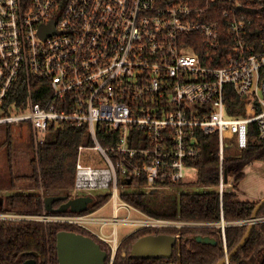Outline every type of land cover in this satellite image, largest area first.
Masks as SVG:
<instances>
[{"label": "built area", "instance_id": "obj_1", "mask_svg": "<svg viewBox=\"0 0 264 264\" xmlns=\"http://www.w3.org/2000/svg\"><path fill=\"white\" fill-rule=\"evenodd\" d=\"M250 12L262 17L264 0H0V126L31 132L36 148L50 127L84 129L92 144L78 147L71 194L109 193L114 214L0 213V221L81 227L109 245L106 264L120 244L116 225L212 227L152 218L121 194L133 178L153 191L181 184L200 156L199 136L215 133L221 199L233 182L224 180V154L264 145V36L249 31ZM20 83L26 97L17 102L10 95ZM226 93L240 98L241 114L227 113ZM104 133L113 145L102 146ZM88 150L104 168L83 163ZM249 223H216L225 256V227Z\"/></svg>", "mask_w": 264, "mask_h": 264}, {"label": "trees", "instance_id": "obj_2", "mask_svg": "<svg viewBox=\"0 0 264 264\" xmlns=\"http://www.w3.org/2000/svg\"><path fill=\"white\" fill-rule=\"evenodd\" d=\"M259 13V7H256ZM260 18V19H259ZM219 19V16H218ZM250 32L264 36V15L258 17L250 12L248 16ZM10 95L12 100H25V86L17 84ZM19 96V99L17 97ZM37 99V98H36ZM9 99V102H12ZM227 113L232 116L241 114L240 98L234 93H226ZM236 111L232 110V107ZM255 126L250 127L251 136L255 135ZM107 134L99 136L103 147L113 145ZM201 153L190 161L197 173L193 186L198 191L179 192L164 197L155 193L123 191L122 200L130 206L152 218L177 220L186 223H218L221 219L227 223L248 220L256 207V202L237 200V184L243 179V169L254 161L264 162V145L256 142L247 149L224 154L223 172L233 177L232 191H225L222 198L215 187L219 183V156L216 134L199 136ZM89 134L84 129L66 125L50 130L42 143L36 148L32 133L22 143H15L11 129L0 126V159L4 163L0 170V187L10 189L5 197L0 198V213L41 216L44 214V199L49 196L64 195L73 198L71 190L75 181L77 151L80 145H91ZM22 161V163H21ZM146 184L144 178H133L128 188H139ZM175 184L172 187H182ZM212 188L208 191L199 189ZM41 190L40 193H38ZM159 192V190H157ZM110 199V194L97 195L83 214L97 211ZM60 202L55 203L57 205ZM51 214V213H50ZM66 214H71L67 212ZM81 214V213H80ZM258 216H264V207ZM248 228L227 225L224 230L226 254L235 248ZM76 232L92 238L101 249L109 254V245L98 240L85 229L77 226L38 220L0 221V264H22L26 259H34L36 264H58L56 237L59 232ZM166 234L177 236L171 258L134 259L131 249L143 236ZM196 236L215 239V246L203 245L195 240ZM225 257L220 231L215 227L181 228H141L120 241L113 264H217ZM264 264V223L254 226L248 242L230 260L229 264ZM108 263V259L107 262Z\"/></svg>", "mask_w": 264, "mask_h": 264}, {"label": "water", "instance_id": "obj_3", "mask_svg": "<svg viewBox=\"0 0 264 264\" xmlns=\"http://www.w3.org/2000/svg\"><path fill=\"white\" fill-rule=\"evenodd\" d=\"M225 173V181L228 179V174ZM93 201V197L79 196L69 199L64 195L49 196L44 199V210L51 214H62L70 212L82 213L85 212L89 204ZM57 202H62L57 208L53 205ZM264 207V198L256 203V207L252 212L248 224V228L240 240L239 244L233 248L231 252L224 257L223 260L217 264H229L230 260L241 250V248L248 242L251 232L255 226V220L258 217L259 211ZM177 236H170L166 234H157V236L147 235L143 236L133 244L131 249V258L134 259H154L171 258L172 250L177 242ZM195 240L203 245L217 244L215 239L210 237L196 236ZM56 250L58 264H106L107 253L104 252L100 245L92 238L84 236L76 232L61 231L56 237ZM22 264H36L34 259H26ZM262 264V261L259 262Z\"/></svg>", "mask_w": 264, "mask_h": 264}, {"label": "rangeland", "instance_id": "obj_4", "mask_svg": "<svg viewBox=\"0 0 264 264\" xmlns=\"http://www.w3.org/2000/svg\"><path fill=\"white\" fill-rule=\"evenodd\" d=\"M11 129V128H10ZM12 131V139L13 141H15V143H22L23 141H26V139L28 138V133L26 131H23V129H20V127H13V129H11ZM81 160L83 161L84 164H91L93 166H99V167H105L104 163L99 160V157L97 156V154L95 152H93L92 150H88V151H84L82 153L81 156ZM258 163H256L255 165L252 164L251 168L249 170H247L246 174H245V178L243 179L241 185H239L236 187L235 192H237V195L239 197V195H241V199H246L248 198V196L250 198H252L253 196H255V193L258 194H264V162L262 161H257ZM22 163V161H21ZM3 165L4 163L1 161L0 159V170L3 169ZM185 176L181 182V184H184L185 186L182 187H172V188H168L166 190H159V192L150 190V189H137V188H127L126 191L129 192H145V193H155V195L157 194L159 197H164L167 195H171L173 194V192L175 193H179V192H192V191H198L196 190V188L192 185L193 182H195L196 178H197V173L196 170L194 168H188V170H186L184 172ZM1 175V173H0ZM233 183H231L232 185ZM238 185V184H237ZM233 186V185H232ZM212 188H206V189H199L200 191H208L211 190ZM216 189V187H215ZM228 191H232V187H227L226 188ZM240 190L242 192H240ZM11 193L12 191L10 189H6L5 187L3 188V186L0 187V198L1 197H5V195H7V193ZM41 190L38 192L40 193ZM97 193V194H96ZM84 195H88L91 197H93V199L95 198V196L97 195H106V193L104 191H98V192H91L90 194H84ZM264 198V196H263ZM261 198V199H263ZM90 205V204H89ZM126 210H120L119 214L117 215V217L119 219L123 218L126 215ZM94 216L99 217V218H113L114 214H113V209H112V203L111 201H108L107 204H105L103 207H101L100 209H98V211L94 214ZM132 216L137 218L139 217V214L132 212ZM116 239L118 242H120L122 239H124L125 236H127L128 234H130L131 232L135 231L138 229V227H133L130 225H116ZM114 226L107 225V227L104 229L105 233L108 234L111 232V230L113 229Z\"/></svg>", "mask_w": 264, "mask_h": 264}, {"label": "crops", "instance_id": "obj_5", "mask_svg": "<svg viewBox=\"0 0 264 264\" xmlns=\"http://www.w3.org/2000/svg\"><path fill=\"white\" fill-rule=\"evenodd\" d=\"M256 163H258L257 161H254L253 163H251V164H249V165H247L244 169H243V172H244V178H245V174L247 173L246 171L247 170H249L250 168H251V165L252 164H256ZM253 166V165H252ZM243 178V179H244ZM243 179L239 182V184L237 185L238 186V188H239V185H241V183H242V181H243ZM231 187H232V185H231ZM230 187V188H231ZM240 192H242L241 190H240ZM236 193V196H237V200H241V201H249V202H256V201H259L261 198H263V196H264V194H258V193H255V196H253L252 198H250L249 196H248V198H246V199H241V195H239V197H238V195H237V192H235ZM73 198H75V197H79V195H77V196H72ZM73 198H71V199H73ZM58 207V206H57ZM45 211V210H44ZM98 211V210H97ZM97 211H95V212H97ZM46 212V211H45ZM48 213V212H47ZM50 214V213H49ZM212 224V227L214 226V227H216L217 226V224L216 223H211ZM232 224H234V222L232 223Z\"/></svg>", "mask_w": 264, "mask_h": 264}, {"label": "flooded vegetation", "instance_id": "obj_6", "mask_svg": "<svg viewBox=\"0 0 264 264\" xmlns=\"http://www.w3.org/2000/svg\"><path fill=\"white\" fill-rule=\"evenodd\" d=\"M62 202H60L57 206H59ZM54 208H57L55 205H53Z\"/></svg>", "mask_w": 264, "mask_h": 264}]
</instances>
